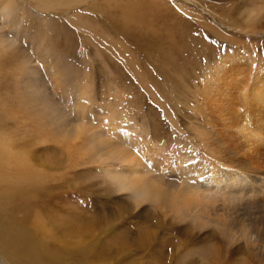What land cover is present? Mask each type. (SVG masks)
<instances>
[{
	"label": "rangeland",
	"instance_id": "rangeland-1",
	"mask_svg": "<svg viewBox=\"0 0 264 264\" xmlns=\"http://www.w3.org/2000/svg\"><path fill=\"white\" fill-rule=\"evenodd\" d=\"M0 37L3 219L97 264H264V0H0Z\"/></svg>",
	"mask_w": 264,
	"mask_h": 264
},
{
	"label": "bare ground",
	"instance_id": "bare-ground-1",
	"mask_svg": "<svg viewBox=\"0 0 264 264\" xmlns=\"http://www.w3.org/2000/svg\"><path fill=\"white\" fill-rule=\"evenodd\" d=\"M9 6H8V11L11 12L12 10L9 8ZM2 9H3L2 10L3 14H1V15L5 14L4 15V17H5L6 14L8 13L7 12V5L3 6ZM12 20H14V19H12ZM4 39H5V37L4 38L0 37V41H3ZM245 128H246V126H242L241 127L242 131H244ZM0 143L7 145V147L9 149L14 148L9 141H7V142L3 141L2 137H1V132H0ZM9 149H5L4 147L0 146V158L2 157L3 154L11 153L10 152L11 150H9ZM12 161H13L14 165L19 163V161H18V163H15L14 158H12ZM21 164H22V162H21ZM21 164H19V166L16 167V170L19 174V179L21 181L31 179L32 175H36L33 171H31V169L29 170V169L21 168L22 167ZM133 174L134 173L131 171L130 175H133ZM37 182L34 185H38ZM139 192H141V191H139ZM2 195H4L6 197L5 193H2ZM3 209H4V206H0V261L2 262L0 264H38L35 262V256L40 255V254H41V256H40L41 264H97L96 258L100 259L102 256H104L105 254L108 253V252L107 253L101 252L98 249H92L91 251L87 250L88 251L87 252L86 248L79 247L77 249V252L81 253L80 256H78L79 255L78 253L77 254L74 253L75 255H77L75 257H73L71 254L59 255L58 253L55 252L56 250H55V248H53V246H52V250L47 247L48 242L46 241L45 237H43V238H42V236L41 237L40 236L35 237L36 235L32 236L27 230H25V226H27L26 223L23 224V223L19 222L17 219L15 220L14 219L15 217L3 219L1 216V212L3 211ZM6 211H7V209H6ZM38 224H40V223H38ZM41 224H42L41 226H43V225L48 226L49 225V224L45 223V221H44V223H41ZM29 225H30V223H29ZM36 228H37V226H36ZM61 238L67 239V240L69 239L67 237H61ZM77 239L79 241L81 239V237H76V240ZM94 239L99 240L100 237H95ZM39 247H40V252H39ZM115 250H117V248ZM86 252L88 254V257H90V258L85 259L87 257ZM22 256L29 259V261L24 260L22 258ZM83 259H85V260H83ZM81 260H83V261H81Z\"/></svg>",
	"mask_w": 264,
	"mask_h": 264
}]
</instances>
